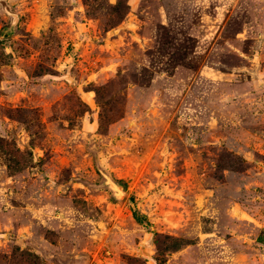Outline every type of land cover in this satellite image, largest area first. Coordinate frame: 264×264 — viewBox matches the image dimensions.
I'll return each instance as SVG.
<instances>
[{"label": "rangeland", "instance_id": "1", "mask_svg": "<svg viewBox=\"0 0 264 264\" xmlns=\"http://www.w3.org/2000/svg\"><path fill=\"white\" fill-rule=\"evenodd\" d=\"M0 264H264V0H0Z\"/></svg>", "mask_w": 264, "mask_h": 264}, {"label": "trees", "instance_id": "2", "mask_svg": "<svg viewBox=\"0 0 264 264\" xmlns=\"http://www.w3.org/2000/svg\"><path fill=\"white\" fill-rule=\"evenodd\" d=\"M116 183L122 185L123 187H126V186H127V182L124 181V180H122V179H117V180H116ZM133 215H134L135 219H136L138 222L148 221L147 218H144L143 216H141L137 210H134V211H133Z\"/></svg>", "mask_w": 264, "mask_h": 264}]
</instances>
